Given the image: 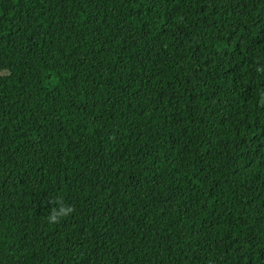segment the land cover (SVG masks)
I'll use <instances>...</instances> for the list:
<instances>
[{
    "label": "trees",
    "instance_id": "16d2710c",
    "mask_svg": "<svg viewBox=\"0 0 264 264\" xmlns=\"http://www.w3.org/2000/svg\"><path fill=\"white\" fill-rule=\"evenodd\" d=\"M260 63L264 0H0V264H264Z\"/></svg>",
    "mask_w": 264,
    "mask_h": 264
},
{
    "label": "clouds",
    "instance_id": "9594fccd",
    "mask_svg": "<svg viewBox=\"0 0 264 264\" xmlns=\"http://www.w3.org/2000/svg\"><path fill=\"white\" fill-rule=\"evenodd\" d=\"M255 72L257 74L264 73V63H260L256 68ZM58 202L57 207L51 209V211L47 214L46 219L49 224H57L62 219L67 218L73 212V208L67 206L62 196H58L56 198Z\"/></svg>",
    "mask_w": 264,
    "mask_h": 264
}]
</instances>
